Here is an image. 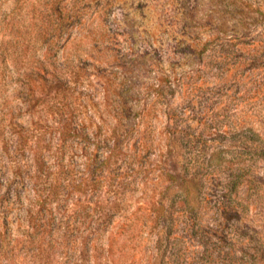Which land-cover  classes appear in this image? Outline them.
Instances as JSON below:
<instances>
[{"label": "rangeland", "instance_id": "374dc122", "mask_svg": "<svg viewBox=\"0 0 264 264\" xmlns=\"http://www.w3.org/2000/svg\"><path fill=\"white\" fill-rule=\"evenodd\" d=\"M72 38L63 88L12 109L57 128L69 99L93 264H264V0H94Z\"/></svg>", "mask_w": 264, "mask_h": 264}, {"label": "trees", "instance_id": "16d2710c", "mask_svg": "<svg viewBox=\"0 0 264 264\" xmlns=\"http://www.w3.org/2000/svg\"><path fill=\"white\" fill-rule=\"evenodd\" d=\"M92 1L16 0L3 11L0 0V264H93L107 251L110 227L82 221L79 200L65 207L68 193L79 185L77 163L68 158L76 143L68 142L67 96L49 104L56 108L57 128L12 109L13 102L23 103L31 113L36 91H60L68 82V67L78 59L68 50L81 47L72 37ZM97 42L93 38L89 47ZM55 132L61 137L65 132L63 144H56Z\"/></svg>", "mask_w": 264, "mask_h": 264}]
</instances>
